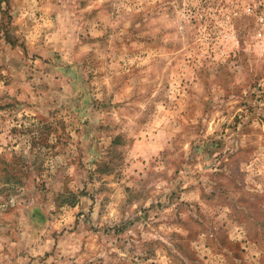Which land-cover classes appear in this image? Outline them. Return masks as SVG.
<instances>
[{"label": "rangeland", "instance_id": "1", "mask_svg": "<svg viewBox=\"0 0 264 264\" xmlns=\"http://www.w3.org/2000/svg\"><path fill=\"white\" fill-rule=\"evenodd\" d=\"M0 264H264V0H0Z\"/></svg>", "mask_w": 264, "mask_h": 264}]
</instances>
